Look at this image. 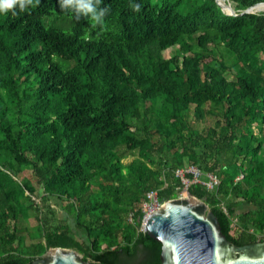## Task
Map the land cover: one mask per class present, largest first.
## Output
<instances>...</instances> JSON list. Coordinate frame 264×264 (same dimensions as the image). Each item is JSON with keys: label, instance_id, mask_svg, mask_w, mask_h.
Segmentation results:
<instances>
[{"label": "trees", "instance_id": "obj_1", "mask_svg": "<svg viewBox=\"0 0 264 264\" xmlns=\"http://www.w3.org/2000/svg\"><path fill=\"white\" fill-rule=\"evenodd\" d=\"M230 1L238 14L216 0H92L99 21L77 0L0 11V264L50 246L159 264L141 211L127 216L147 190L177 197L190 164L218 177L187 191L226 238L264 240V9L239 14L264 0Z\"/></svg>", "mask_w": 264, "mask_h": 264}, {"label": "water", "instance_id": "obj_2", "mask_svg": "<svg viewBox=\"0 0 264 264\" xmlns=\"http://www.w3.org/2000/svg\"><path fill=\"white\" fill-rule=\"evenodd\" d=\"M216 1L229 14H238L230 3ZM262 5L264 1L244 8L239 14L263 10ZM142 230L161 243L159 264H264V240L232 243L208 204L189 193L168 198L160 208L148 213ZM30 264L92 263L74 248L50 246Z\"/></svg>", "mask_w": 264, "mask_h": 264}, {"label": "built area", "instance_id": "obj_3", "mask_svg": "<svg viewBox=\"0 0 264 264\" xmlns=\"http://www.w3.org/2000/svg\"><path fill=\"white\" fill-rule=\"evenodd\" d=\"M184 171L191 172L193 177L191 179L184 177ZM176 174L181 176L182 181L184 182V186L186 187V189H187V186L190 182H202L208 188H212L219 183L218 177L215 173L208 172V173H206V177L202 178L201 177L202 172L200 171V169L198 167H196L195 165H192V164L188 165L185 169H177ZM167 199H160L158 197V192L156 189H150V190L145 191L143 198L134 207V209L128 213V216H127L128 220L132 222L134 220V213L137 210H140L141 211V217H140L139 229L142 230V223H143L144 217L148 213L160 208L161 205Z\"/></svg>", "mask_w": 264, "mask_h": 264}, {"label": "rangeland", "instance_id": "obj_4", "mask_svg": "<svg viewBox=\"0 0 264 264\" xmlns=\"http://www.w3.org/2000/svg\"><path fill=\"white\" fill-rule=\"evenodd\" d=\"M220 2L222 4H227V3H230V5L232 6V3L229 2L228 0H220ZM225 8H228V7H225ZM173 50V47L169 48V49H166L164 51V55L165 56H169L171 54ZM261 57L264 58L263 55H261ZM191 121L199 128H204L206 127L207 125H211L212 124V119L207 116L205 120H197L193 115H191L190 117ZM132 155H128L126 156L123 161H129L132 159ZM24 174L27 175L28 177H32V174H31V171L29 169H25L24 170ZM178 192L180 193V195H178L179 197L180 196H183V195H187L188 194V191L186 189L185 186L183 187H180L178 188ZM32 199H35V200H38L37 198V192L34 193V195L32 196ZM30 202V201H28ZM58 215L61 216L62 213L61 211H58ZM24 224L26 225V229L23 231L24 235H25V238H26V242H30V241H33L35 240L32 236H31V233L33 232V227L34 225H36V220H35V217L33 216V214H30V216L26 219V222H24Z\"/></svg>", "mask_w": 264, "mask_h": 264}, {"label": "clouds", "instance_id": "obj_5", "mask_svg": "<svg viewBox=\"0 0 264 264\" xmlns=\"http://www.w3.org/2000/svg\"><path fill=\"white\" fill-rule=\"evenodd\" d=\"M28 2H30V0H0V11L11 8L16 3H19L20 8H24L25 4ZM77 7L90 12L96 21L100 20L104 11L103 9L97 11L96 5L92 2V0H77Z\"/></svg>", "mask_w": 264, "mask_h": 264}]
</instances>
